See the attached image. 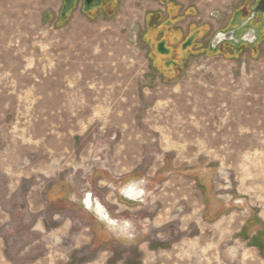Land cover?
Here are the masks:
<instances>
[{
	"label": "rangeland",
	"instance_id": "374dc122",
	"mask_svg": "<svg viewBox=\"0 0 264 264\" xmlns=\"http://www.w3.org/2000/svg\"><path fill=\"white\" fill-rule=\"evenodd\" d=\"M171 2L0 0V264H264V31L171 71Z\"/></svg>",
	"mask_w": 264,
	"mask_h": 264
},
{
	"label": "crops",
	"instance_id": "0c3cea01",
	"mask_svg": "<svg viewBox=\"0 0 264 264\" xmlns=\"http://www.w3.org/2000/svg\"><path fill=\"white\" fill-rule=\"evenodd\" d=\"M177 1L182 4V8L179 10L183 15L185 13L183 11L186 9L188 10L189 8H192L193 12H189L188 15L181 17L176 21L175 26L179 28L180 32H177L175 37H173L174 35L170 36L169 41H175L179 36H182L184 39L188 38L189 40L192 38L191 40H193L192 42L194 44H196L198 40L204 41L205 44H203L202 47L204 49L209 48L212 50L218 48L222 43L219 41H222L223 38H225V35L231 31H242L246 27H250L251 29L249 32L256 37L258 35L253 22V15H245L244 8L240 9L239 7H241V4H236V0H193L191 3L189 0ZM188 3L192 4V6L187 7L189 5ZM65 7L64 14L67 12L68 5ZM156 8L158 9L160 6L157 5ZM161 9L164 10V8ZM195 9L197 11H195ZM166 18H168V15L164 17V19ZM230 27L233 28L231 31L228 30ZM191 28L193 29V32ZM201 33H203V36ZM163 41V39L158 41L156 49L160 55L159 61L164 68L171 71H177L176 65L178 63H183L186 59V64L189 66L196 63L197 57H189L190 53L186 52L184 45H179V43L176 42L166 43ZM192 42L190 41V44H192ZM188 48L190 49L191 47L188 46ZM192 48L194 50L197 49L196 47ZM130 188L135 189L134 186H128L124 189L127 197H129L127 192ZM136 191L137 190H135V192ZM131 197L129 198L133 200ZM95 203L100 205L98 202ZM248 229L249 228H247V230ZM252 234L257 235L255 231H253ZM256 238H260L259 244L264 248V228L260 229V233Z\"/></svg>",
	"mask_w": 264,
	"mask_h": 264
},
{
	"label": "trees",
	"instance_id": "16d2710c",
	"mask_svg": "<svg viewBox=\"0 0 264 264\" xmlns=\"http://www.w3.org/2000/svg\"><path fill=\"white\" fill-rule=\"evenodd\" d=\"M170 8H171V11H170L171 14H169L167 19L161 22V26L159 28V31L163 33L162 39H166L165 32H164L165 30L169 31L171 29L173 32L172 35L176 34L177 32H180L179 28L175 26L176 21H178L181 18V16L178 13L180 6L179 4L171 2ZM183 39L184 38L182 36H179L175 39V41H169V40L168 41L169 43L176 42V43H179L180 45L181 42H183Z\"/></svg>",
	"mask_w": 264,
	"mask_h": 264
},
{
	"label": "flooded vegetation",
	"instance_id": "af4514ba",
	"mask_svg": "<svg viewBox=\"0 0 264 264\" xmlns=\"http://www.w3.org/2000/svg\"><path fill=\"white\" fill-rule=\"evenodd\" d=\"M93 1H96V0H93ZM250 10H251V13H249V15H253V18H254L253 22L255 25V30L258 34L257 36H259V33H261V30H262V32L264 31V0H255L253 2L252 8H250ZM259 30H260V32H259ZM262 35H263V33H262ZM136 192L139 193L138 190ZM134 197L135 196H132L131 198H134Z\"/></svg>",
	"mask_w": 264,
	"mask_h": 264
},
{
	"label": "bare ground",
	"instance_id": "6f19581e",
	"mask_svg": "<svg viewBox=\"0 0 264 264\" xmlns=\"http://www.w3.org/2000/svg\"><path fill=\"white\" fill-rule=\"evenodd\" d=\"M127 193H128V196L129 197L134 196V195H137L138 196L140 194V193L139 194L138 193L136 194L135 190L132 189V188H130V190ZM84 203L88 207L92 204V199H91V196L90 195H87V197H85ZM95 210L97 211L98 214H100L102 216L104 215L103 208L100 205L96 204V203H95Z\"/></svg>",
	"mask_w": 264,
	"mask_h": 264
},
{
	"label": "water",
	"instance_id": "95a60500",
	"mask_svg": "<svg viewBox=\"0 0 264 264\" xmlns=\"http://www.w3.org/2000/svg\"><path fill=\"white\" fill-rule=\"evenodd\" d=\"M67 1H70V0H67ZM84 1H85V3H87V4H90L93 0H84ZM257 8H258V7H257ZM257 8H256V9H257ZM230 35H231V33L229 32L228 34L225 35V37L228 38V37H230Z\"/></svg>",
	"mask_w": 264,
	"mask_h": 264
}]
</instances>
